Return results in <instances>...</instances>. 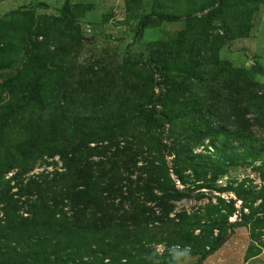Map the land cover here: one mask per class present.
<instances>
[{"label":"trees","instance_id":"16d2710c","mask_svg":"<svg viewBox=\"0 0 264 264\" xmlns=\"http://www.w3.org/2000/svg\"><path fill=\"white\" fill-rule=\"evenodd\" d=\"M78 8L67 0L51 22L47 16L35 24H12V14L0 19V71L15 70L0 82V264H169L168 255L151 256L152 241L167 248L187 245L191 256H198L196 264H202L225 242L227 227L244 221L251 225V234L263 235L264 85L249 79L261 72L258 67L245 72L221 64L218 77L225 89L213 96L215 121L200 128L193 123L192 101L183 92L188 78L177 77L184 71L181 61L179 66L162 61L169 71L164 100L158 81L154 92L151 80L129 83L118 68L79 65ZM20 12L13 13L29 15ZM54 32L67 40H58V45L49 37ZM8 33L20 38L14 43ZM33 36L45 39L33 41ZM194 41L175 47L176 53L191 55ZM49 42L56 47H46ZM193 61L188 60L185 72H199ZM229 71L232 80L227 79ZM161 103L175 125L170 143L129 135L131 120L149 123L157 116L158 124L165 125L155 110ZM205 141L204 152H195ZM153 152L156 163L144 157ZM54 155L62 171L38 174L22 184L23 171ZM168 155H173L171 165ZM241 164L253 166L263 183L256 192L238 190L249 210L241 213V221H227L234 211L230 201H222L224 214L217 207H209L205 215L199 210L173 212L178 201L199 196V189L211 187L230 166ZM10 169L18 172L5 179ZM11 180L19 184L17 193L26 196L24 201L10 192ZM257 199L260 204L253 207ZM196 229L199 233L194 234Z\"/></svg>","mask_w":264,"mask_h":264},{"label":"rangeland","instance_id":"374dc122","mask_svg":"<svg viewBox=\"0 0 264 264\" xmlns=\"http://www.w3.org/2000/svg\"><path fill=\"white\" fill-rule=\"evenodd\" d=\"M66 1L0 0V19L12 14L14 15L10 20L12 24L23 20L28 23L33 21L35 24L40 22L43 16H47L50 18L48 22H51L52 18L60 16V9ZM68 1L79 7L74 17L82 37L76 58L79 65L93 64L98 68H111L112 71L118 68V73L123 72L121 75L129 83L144 84L146 80H151L153 89L158 81L157 84L161 86L162 94H164L162 100H164L168 92L169 71L165 69L166 63L162 61L173 62L178 66L181 61L184 71L178 73L177 77L179 79L181 74V77L188 78L186 81L189 86L183 92L184 96L192 101L191 112L195 117L193 122L195 126L204 128L215 121L211 110L213 96L225 89V84L218 77L222 70V63H226L231 70L241 69L245 72L255 71L258 67L261 72L257 71L249 75V79L264 85V0ZM17 11L26 12L29 15L13 13ZM146 15L150 17L143 22V17ZM166 15L175 19H164L163 16ZM8 35L12 37L14 43L18 41L17 33L14 35L8 33ZM49 37L54 38L58 45L60 44L58 40H67L66 35L60 32L50 33ZM44 39L45 37L37 39L35 36L32 37L33 41L43 42ZM191 40H195L196 45L191 55L187 52L180 55L176 53L175 47H189ZM46 47L56 46L49 42ZM192 58L195 60L192 64L196 63L197 67L195 71H199L196 74L185 72L190 69L187 62ZM124 63H133V65L125 67ZM205 68L209 70L207 76ZM14 72L13 69L1 70L0 82ZM200 75H202L201 78H199ZM228 78L229 80L234 78L231 71ZM154 90L158 92V88ZM227 91L230 92L231 89L228 88ZM148 107L153 106L151 104ZM155 110L165 119V125L158 124L157 116L156 118L153 116V121L149 123L141 119L131 120L129 135H143L147 140L151 136L160 137L164 142L170 143V131L175 125L167 120V108H164L162 103L157 105ZM118 140L121 141V138ZM120 144L122 145V142ZM206 144L207 141L203 146L195 148V152H204L203 148ZM156 156L153 152L150 156L144 157L153 159L156 163L158 161ZM172 158L173 155L165 158L169 165ZM138 161L141 165L142 159L139 158ZM61 167L62 162L58 155L50 158L44 156L35 163L32 170L22 172V184L38 174L51 176L55 171H62ZM15 172L18 170L7 171L4 175L5 179L11 178ZM172 177L179 189L182 188L176 176L172 174ZM262 185L253 166L244 164L230 166L211 187L199 189L198 191H201L199 196L178 201L173 212L177 213L184 209L191 213L199 210L205 215L209 207H217L224 214L226 209L223 208V202L230 201L234 211L227 221L238 222L241 221V213H249L247 207H243L238 190L256 192ZM10 186L12 187L10 192L15 193L14 197L19 202L26 199V196L19 194V191L17 193L19 184H15V180L10 181ZM259 204L260 199H257L253 207ZM23 208L25 209V206ZM21 214L26 216L25 212ZM148 227L153 230V225L150 224ZM250 227L251 225L244 221L233 229L227 227L225 242L202 264H264V234L259 236L251 234ZM194 232L197 234L199 230L196 229ZM216 234L217 230H214V235ZM161 245L167 248L162 242L153 243L152 241L149 246L155 249ZM162 255H168L166 250ZM197 262L198 256H191L188 264Z\"/></svg>","mask_w":264,"mask_h":264},{"label":"clouds","instance_id":"9594fccd","mask_svg":"<svg viewBox=\"0 0 264 264\" xmlns=\"http://www.w3.org/2000/svg\"><path fill=\"white\" fill-rule=\"evenodd\" d=\"M166 250L168 256L170 257L169 264H188V261L191 256V249L189 246H180L172 245L171 247L164 248L163 245L158 246L151 253V256L159 258L163 254V251Z\"/></svg>","mask_w":264,"mask_h":264}]
</instances>
